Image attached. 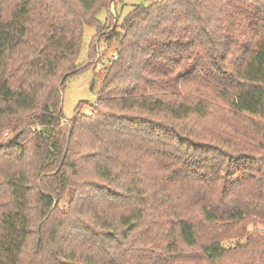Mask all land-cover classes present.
Returning a JSON list of instances; mask_svg holds the SVG:
<instances>
[{
  "label": "trees",
  "instance_id": "16d2710c",
  "mask_svg": "<svg viewBox=\"0 0 264 264\" xmlns=\"http://www.w3.org/2000/svg\"><path fill=\"white\" fill-rule=\"evenodd\" d=\"M110 1L0 0V264H264V0Z\"/></svg>",
  "mask_w": 264,
  "mask_h": 264
},
{
  "label": "rangeland",
  "instance_id": "374dc122",
  "mask_svg": "<svg viewBox=\"0 0 264 264\" xmlns=\"http://www.w3.org/2000/svg\"><path fill=\"white\" fill-rule=\"evenodd\" d=\"M144 0H116L113 5L111 1L108 6V12L104 9L100 11L98 19L105 27L104 33L112 30L115 25L119 26L122 19L128 14L135 5L143 3ZM101 34L94 26H87L84 29L83 43L81 51L79 53L78 64L88 61V63H94V65L85 70L82 73L75 74L63 81L61 96H62V116L64 120H69L73 117L75 110L80 102H87L88 105L94 103L98 97L102 88V78L105 74L106 65L109 60L115 54L117 41L107 43L104 37L101 38ZM93 43L95 49L92 53V59L89 60L90 46ZM86 105L83 109L90 111L89 106ZM252 229V226H250ZM264 228L258 227V230L263 231ZM205 232L202 234L200 242H205ZM241 241H244L242 239ZM223 245L226 247H233L237 240L227 238L223 240ZM225 264V263H224Z\"/></svg>",
  "mask_w": 264,
  "mask_h": 264
},
{
  "label": "water",
  "instance_id": "95a60500",
  "mask_svg": "<svg viewBox=\"0 0 264 264\" xmlns=\"http://www.w3.org/2000/svg\"><path fill=\"white\" fill-rule=\"evenodd\" d=\"M114 2H115V0H111V5H113ZM63 81H64V79H63ZM63 81H62V83H63ZM61 165H62V163L60 164L58 170L60 169Z\"/></svg>",
  "mask_w": 264,
  "mask_h": 264
},
{
  "label": "built area",
  "instance_id": "2783aa9c",
  "mask_svg": "<svg viewBox=\"0 0 264 264\" xmlns=\"http://www.w3.org/2000/svg\"><path fill=\"white\" fill-rule=\"evenodd\" d=\"M117 56L116 55H114V58H116Z\"/></svg>",
  "mask_w": 264,
  "mask_h": 264
}]
</instances>
